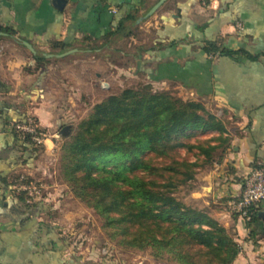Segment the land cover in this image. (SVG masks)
I'll use <instances>...</instances> for the list:
<instances>
[{
	"label": "crops",
	"instance_id": "crops-1",
	"mask_svg": "<svg viewBox=\"0 0 264 264\" xmlns=\"http://www.w3.org/2000/svg\"><path fill=\"white\" fill-rule=\"evenodd\" d=\"M157 1L0 0V264H108L72 249L55 194L28 205L13 192L18 177L38 178L45 151L25 144L12 124L32 116L54 133L68 115L66 91L79 75H100L96 57L149 83L174 84L221 119L224 132H200L216 149L184 202L231 230L239 246L232 264H264V200L252 235L226 208L264 162V0H166L143 18ZM120 21L123 30L111 34ZM209 41L223 52L207 53ZM81 58L92 61L79 65Z\"/></svg>",
	"mask_w": 264,
	"mask_h": 264
},
{
	"label": "trees",
	"instance_id": "trees-1",
	"mask_svg": "<svg viewBox=\"0 0 264 264\" xmlns=\"http://www.w3.org/2000/svg\"><path fill=\"white\" fill-rule=\"evenodd\" d=\"M120 30L122 21L111 34ZM204 50L223 52L210 41ZM204 106L151 92L148 85L125 89L94 105L61 148L64 181L104 226L115 230L111 236H120L127 246L165 251L175 264H232L239 251L222 225L173 194L175 184L192 180L196 168L207 163L216 149L210 144L213 138L201 139L200 132H224L221 119ZM14 132L25 144L37 147L29 137ZM217 140L220 145L225 142ZM178 147L187 153L181 162L153 164V159L169 158ZM19 178L13 192L25 203L24 193L16 190ZM254 209L246 222L250 235L257 220Z\"/></svg>",
	"mask_w": 264,
	"mask_h": 264
},
{
	"label": "rangeland",
	"instance_id": "rangeland-1",
	"mask_svg": "<svg viewBox=\"0 0 264 264\" xmlns=\"http://www.w3.org/2000/svg\"><path fill=\"white\" fill-rule=\"evenodd\" d=\"M90 61L92 59L81 58L79 65L86 64ZM100 61L97 57L93 59L96 71L101 72L99 76H95L92 72L87 77L85 75H79L77 82L72 83V89L66 91L67 94H65L63 100V110H66L68 115L60 122L58 129L54 132V137L52 138L53 143H50L46 149L42 147L45 155L41 164L42 170L39 172L38 178H29L41 183L43 186L42 197L45 194L56 195L55 198L59 206L57 214L60 215L59 220L62 223L64 238L80 256L87 254V256L103 259L108 264H175V260H171L170 255H167L165 251L152 248L151 246H127L121 242L120 236L116 235L112 237L111 235L115 230L111 227L104 226L103 220L99 215L90 206L81 201L74 194L71 187L64 181L60 173L59 161L62 145L68 140L70 135L75 133L78 123L89 114L94 105L96 106V104L110 95L119 94L121 91L129 88L142 90L144 86L148 85L151 92L168 94L173 100H195L198 102L199 100H196L180 88L175 87L174 84H152L142 77L113 68V65L108 68L102 65ZM113 61L116 64H120L123 60L120 61L118 58H115ZM68 62H70V59H68ZM116 66L118 67V65ZM67 71L71 72L72 70L69 69ZM76 72H74L75 75ZM67 77L72 78L73 76L67 74ZM101 82L107 83L108 87L102 88ZM199 103L203 104L202 101ZM209 108L206 106V109L212 112ZM65 125H69L70 128L68 134L63 136L60 134V129ZM185 155H187L186 151L178 147L169 152V158L163 159L162 157H157L153 159V164L157 166L172 165V159L181 162L180 159L186 157ZM187 157L191 161H194L192 153H188ZM202 166L204 168L205 165ZM107 167L110 166L108 165ZM193 180L194 178L185 183L178 182L175 184L176 187L174 188L173 194L183 203H185L184 199L189 196L194 188L192 184ZM227 232L233 236L230 229Z\"/></svg>",
	"mask_w": 264,
	"mask_h": 264
},
{
	"label": "built area",
	"instance_id": "built-area-1",
	"mask_svg": "<svg viewBox=\"0 0 264 264\" xmlns=\"http://www.w3.org/2000/svg\"><path fill=\"white\" fill-rule=\"evenodd\" d=\"M216 115L221 116V111L219 110ZM12 127L20 135L29 137L37 147H46L47 141L53 143L54 133L42 129L32 116L14 122ZM26 179L27 176H20L16 190L24 193L26 203H36L42 199L43 186L39 181ZM241 184L239 194L227 199L226 208L247 222L252 217L251 208L264 200V162H258L243 178Z\"/></svg>",
	"mask_w": 264,
	"mask_h": 264
},
{
	"label": "water",
	"instance_id": "water-1",
	"mask_svg": "<svg viewBox=\"0 0 264 264\" xmlns=\"http://www.w3.org/2000/svg\"><path fill=\"white\" fill-rule=\"evenodd\" d=\"M166 0H158L156 3H154V5L150 8V10L144 15L143 18H147L149 16H151L161 5L162 3H164ZM71 51H66L62 54H59L58 56H64L66 54H69ZM101 87L102 88H107L108 84L105 82H101ZM70 126L69 125H65L60 129V134L63 136H66L68 134Z\"/></svg>",
	"mask_w": 264,
	"mask_h": 264
}]
</instances>
